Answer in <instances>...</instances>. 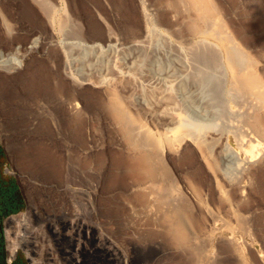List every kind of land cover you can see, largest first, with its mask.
I'll return each instance as SVG.
<instances>
[{"label":"rangeland","instance_id":"rangeland-1","mask_svg":"<svg viewBox=\"0 0 264 264\" xmlns=\"http://www.w3.org/2000/svg\"><path fill=\"white\" fill-rule=\"evenodd\" d=\"M167 1L47 0L46 15L33 0H0V245L4 264H31L39 250L44 264H264V171L255 172L242 191L241 185H210L211 173L187 144L167 159L178 194L168 195L157 188L163 185H157L144 199L143 192L137 193L138 180L127 171L132 155L105 108L104 87L117 90L132 114L155 135L172 126L171 114L200 121L202 102L207 103L205 96L203 100L197 96L201 108L194 104L191 110L187 95L180 90L192 72L193 38L185 31L188 15L183 5L170 9ZM214 1L242 47L252 55H264V0ZM1 17L13 32L3 29ZM81 57H87L86 64ZM18 61L21 66H16ZM70 104L72 109L78 106L77 114ZM168 105L171 114L164 111ZM216 151L215 156H220L221 150ZM5 185L17 187L20 205L16 212L3 206ZM159 195L165 197L161 205ZM165 207L182 208L188 218L196 219L189 223L186 245L173 244L165 231L161 219ZM26 214L27 219L22 218ZM237 214L245 217L244 229H236ZM13 216L17 218L8 222ZM13 246L16 254L10 260Z\"/></svg>","mask_w":264,"mask_h":264},{"label":"bare ground","instance_id":"bare-ground-1","mask_svg":"<svg viewBox=\"0 0 264 264\" xmlns=\"http://www.w3.org/2000/svg\"><path fill=\"white\" fill-rule=\"evenodd\" d=\"M33 1H34V3L36 2L41 6L40 7L41 10L44 13H47L46 15L49 14L50 7H49V2H47V0H33ZM179 4H180V6L183 5V7H184L183 9L186 11V13L188 15L187 18L185 19V20H187V22H186V29L187 30H185V31H187L190 34V36L193 38V43L191 42L192 43L191 46L192 45L193 46L191 47L192 49L190 48L191 49V53H190L191 64L190 65H191V69H192L191 71L192 72L188 71L190 74L184 78L182 83L180 81L181 79H179V81H180L179 84L181 83L179 85V87H181L180 90L182 92H184V94L187 95L186 96L187 97L186 104H189L190 107L194 104H197L198 102L201 104L200 100H203V97L205 96L204 98L207 100V103H206V105H204V102H202L203 103L202 105L204 107H202V110H200L201 111V120L198 121L196 119L194 120L192 118H188L189 115H187L186 118L182 117V116L181 117H178V116L174 117L175 115L172 116V114L169 112V108H168L169 105H168L167 108L165 107L166 110L164 109V111L166 113V111L168 109V112L171 114V116L169 115L170 116L169 118L172 119L171 120L172 126L168 129L164 126L165 127L164 129H166V130L165 131L163 130L164 132L162 131L161 134L155 135V134H153L154 130H152L153 132H151L149 128L147 129V126L144 127L143 124H145V123H142V122L140 123L141 118L139 121L137 116H136L137 114H132V112L130 111L131 108L127 107V105L124 103V101L122 99L123 97L121 98V95L118 94L119 92H116L117 90L116 91L112 90L111 87L109 88V90H106L108 88L104 87V89H105L104 92L106 93V97H107V101H105L106 102L105 108H107L106 110L109 111L108 113H110L111 120H113L114 125L116 127H118L117 129L119 130V133H120L122 139L124 140L125 144L127 145L128 151L131 152L132 157H130V155H128V157L131 158V159H129V163H128V164H130V167L128 166V164H126L127 162L125 164L127 165V168L129 167L128 169H130V170H127L131 173L129 175H132L136 180H138V183L136 182L137 184H135V185H138L137 193H138V190H139V192H143V193H141L143 196V199L145 198L146 194L148 195L147 191L150 192V190L153 189V187H157V185L158 186L163 185V187H161V188L157 187V188L161 189L162 191L165 190L168 195H177L178 194L177 193L178 189L176 187V183H177L176 181L177 180L174 179V177L172 176L173 175L172 172H170V168L167 165L168 164L167 159H169L171 157L173 158V155L178 154L177 152H178L179 148H181V147L183 148V146H186L187 144H190L195 148L194 150L198 152L200 159H202V161L204 162L203 165H205L206 169L211 173L212 184H210V185H221L222 187L224 185L225 186L228 185L230 187L232 185H234L235 188H236V185H241L242 187L239 186V188H240L239 190L242 191L241 188H244L245 187L244 185H246V186L248 185V183L250 182V178L252 179V176H253V174H255V172L257 173V172L264 171V55L262 53H260L259 55H256V54L252 55V53H250V51L248 49H245L244 46L242 47L243 44H240V42H238V40L234 36L236 33L233 34L232 31L229 30L230 28H228V25H227L228 23H226L225 19L223 18L222 14H221V12H223V11L220 12L221 8H220V6H217V3H215L214 0H171V1L168 0L166 5L167 6L169 5L170 9H171V8H175ZM26 5H28V4H26ZM167 6H166V8H167ZM51 12H52V10H51ZM46 17H48V16H46ZM1 18L3 19V21H2L3 27L5 26V28H3V29H6V32L9 33L12 30L11 29L12 26L9 25L3 17H1ZM182 20H183V16H182ZM185 20H184V22H185ZM64 21L68 22L66 20H64ZM153 24H155V23H153ZM237 26H239V25H237ZM229 27H231V26H229ZM60 29H61V27H60ZM233 29H234V27H233ZM71 30H73V29H71ZM74 30H75V28H74ZM6 32L4 34L6 35V37H8L7 36L8 33H6ZM12 32H13V30H12ZM150 32H151V30H150ZM150 32H148V33H150ZM144 33H146L145 30H144ZM69 34H71V32ZM10 36H12V35H10ZM13 37H12V39H13ZM65 37H68V35ZM75 37L76 36H74V38ZM7 39H9V38H7ZM15 40H17V39H15ZM11 45H13V44H11ZM156 46H157V44H156ZM67 48H68V46H67ZM67 48H66V50H67ZM63 49L65 50V48H63ZM84 51H85V49H84ZM67 52H69V51H67ZM78 55L80 56L81 54L79 53ZM139 57H140V55H139ZM143 57H146V56H143ZM188 57L189 56H187V59H188ZM81 58L83 59L84 57H81ZM86 58H85V60H86ZM179 58H181V57L179 56ZM156 59H157V57H156ZM182 60H184V59H182ZM190 61H188V62H190ZM86 62L87 61H85L84 64H86ZM79 63L83 64V62H79ZM15 64H16V66L22 65V63L19 61L16 62ZM135 64H137V63H135ZM183 65H184V63H183ZM0 66H2V65H0ZM92 66L90 68H93ZM156 66H158V65H156ZM173 67H172V70H173ZM155 69H156V67L153 70H155ZM179 70H182V69H179ZM122 71H120L121 74L124 73ZM169 72L166 73V76L169 74ZM173 72L175 73L176 71L173 70ZM176 73L179 74V72H176ZM184 74H186V73H184ZM180 75L183 76V74H180ZM174 77H173V80H175ZM67 78H69V77H67ZM122 78H123V76H122ZM164 78L167 79L169 77H164ZM171 80H169V81L171 82ZM77 82H79V81H76V82L74 81L75 84H77ZM165 82H166V80H165ZM176 82H178V81H176ZM74 83L71 85H74ZM79 84H81V83H79ZM175 84L177 85V83H175ZM170 85L172 86V84H170ZM170 85L168 84V86H170ZM107 87H109V86H107ZM173 87L172 88L169 87L170 88L169 90L171 91L173 89ZM159 88H161V86ZM162 90L163 89H161V91ZM164 90H165V87H164ZM166 90H168L167 87H166ZM164 92L162 91V93H164ZM162 93H161V95H162ZM147 95H149V94H147ZM172 95H174V94H172ZM180 96H182V95H180ZM197 96H199L200 100L197 99L198 98ZM163 97H165V96H163ZM151 100H152V98H151ZM167 100L169 101L170 99H167ZM167 100H166V104H167ZM195 100H197L198 102H196ZM154 102H156V101H154ZM170 102H172V101H170ZM168 104H169V102H168ZM183 104H185V103H183ZM200 104H197V107H199L198 105H200ZM178 105H179V103H178ZM132 106H129V107H132ZM195 106L196 105H194L193 107H195ZM174 107H176V106H174ZM187 107H189V106H187ZM197 107H196V109H198ZM76 108H78L77 105L73 106V109L75 110L74 111L72 109V105H71V110H73L72 112H76V114H77L78 110ZM171 108H170V111H171ZM200 108H201V105H200ZM160 109H162V108H160ZM191 110H192V107H191ZM194 110H193V112H194ZM168 112H167V114H168ZM181 112H183V111L181 110ZM197 112H198V110H197ZM185 113H187V112L185 111ZM76 114H74V115H76ZM164 114H163V116H166ZM195 114H197V113H195ZM70 115H72V114H70ZM145 115H146V113H145ZM148 115H150V114H148ZM138 117H139V115H138ZM160 118H161V116H160ZM164 118H166V117H164ZM150 120H151V117H150ZM168 120H166V121L164 120L165 123ZM151 121H153V120H151ZM167 123H170V121ZM155 127H156V125H155ZM158 127H159V125H158ZM160 132L161 131H159V133ZM217 149H218V151L221 150L220 154H218L220 156H215V152L217 154V151H216ZM185 150H186V148H185ZM178 159H179V157H178ZM182 160H183V158H182ZM178 161L180 162V159ZM179 162H178V164H179ZM129 175H127V176H129ZM133 177L130 178V176H129V179H133ZM187 177H188V174H187ZM256 178L257 177H255V179ZM147 182H149L148 186L151 185L150 187L144 186V185H147ZM188 182H187V185L190 187L191 186L190 182L189 183ZM219 187L217 186V188H219ZM191 189H193V190L195 189L194 192L195 193L197 192V194H198V189H197V191H196L195 187L194 188L191 187ZM193 190H192V192H193ZM153 191H154V189H153ZM243 192L245 193V191H243ZM152 193L154 194L155 192H152ZM161 193L164 194L163 192H160L159 194H161ZM147 195H146V197H147ZM142 196L140 195V197H138V198L140 199ZM159 197H160V195H159ZM221 197L225 198V196H221ZM136 198H137V196H136ZM153 198H154V196H153ZM161 198H162V196L160 197V199ZM164 198H162V199L165 200ZM167 198H168V196H167ZM167 198H166V201L168 200ZM222 198H221V200H222ZM162 199H161V202H160L159 198L157 199L160 202L159 203L160 205L163 202ZM174 199H176V198H174ZM244 199L242 198V201ZM140 200H142V199H140ZM169 200H170V198H169ZM176 201H177V199H176ZM167 202H169V201H167ZM225 202L227 203L226 200H225ZM244 203H245V200H244ZM144 204H145V201H144L143 205ZM238 205H237V207H238ZM240 205H241V203H240ZM154 206H156V205H154ZM165 206H167V204ZM167 207H165L164 208L165 210H163V211L160 210L162 222H164V224H165L164 229H166L165 231L168 233L169 237L172 239L171 241H173V244H176L177 246H182V245L184 246L188 243L189 236H190L189 230H191V227H188L189 223H190L191 219H195V218L194 217H192L191 219L188 218L189 216L188 217L186 216V214H185L186 212L184 213V210H182V208H180V209L179 208H176V209L168 208V209H166ZM83 208H85V206ZM158 208H160V207H158ZM152 210L154 211V208H152L151 211ZM232 211H233V209H232ZM153 215H155V214H153ZM187 215H189V214L187 213ZM23 217L26 218L27 214H26V216L22 215V218ZM235 217H236L235 219L237 221V223H236L237 228L236 227H234V228L241 229L244 226H246L245 222H244V220H245L244 216H241V214H237ZM243 217H244V219H243ZM14 218H17V217L13 216V217L9 218L8 222L13 220ZM26 219H25V221L27 222ZM193 224H196V223L195 222L192 223L191 226H193ZM229 224L230 223H228V225ZM197 225H198V223H197ZM200 225H202V224H200ZM194 227H195V225H194ZM7 228H9V227H7ZM196 229H197V231H199L198 228H196ZM203 229H201V230L203 231ZM236 229H234V230H236ZM32 230L33 229H31V231ZM192 231H193V227H192ZM29 232H27V233L30 235H33ZM13 233H15V232H13ZM36 234H38V233L36 232ZM165 235H166V233H165ZM251 236L252 235H250V238H251ZM16 237H18V236H16ZM23 237H25V236H23ZM32 238H34V237H32ZM37 238H38V235H37ZM27 240H29V239H27ZM169 241H170V239H169ZM27 242H30V241H27ZM32 242H34V241H32ZM20 243H21V240H20ZM34 244L35 243H33V245ZM14 245H15V242H14ZM35 248H36V246L34 245V249ZM29 252H31V251L27 250L26 254H28L30 256ZM15 254H16V250H15V247L13 246V248L11 250L10 260L15 256ZM34 256H36V257H32V259L30 260L31 264H44L41 250H39L37 253H35ZM246 264H249V263H246Z\"/></svg>","mask_w":264,"mask_h":264},{"label":"crops","instance_id":"crops-1","mask_svg":"<svg viewBox=\"0 0 264 264\" xmlns=\"http://www.w3.org/2000/svg\"><path fill=\"white\" fill-rule=\"evenodd\" d=\"M6 187H4L2 190H1V194L2 196H7V197H10V196H14L12 197V199L10 200V204H12L13 206L17 207L20 205V198L18 197L17 195V187L16 185H5ZM3 256V251L1 250L0 248V256ZM3 264H4V257H3Z\"/></svg>","mask_w":264,"mask_h":264},{"label":"trees","instance_id":"trees-1","mask_svg":"<svg viewBox=\"0 0 264 264\" xmlns=\"http://www.w3.org/2000/svg\"><path fill=\"white\" fill-rule=\"evenodd\" d=\"M1 196H2V194H1ZM2 197H3V202H4L3 206L8 208V212L13 213V212H16L18 210L19 206L15 207L12 204H10V200L12 199V197H14L13 195L10 197H7V196H2ZM1 246L2 245H0V248L2 250ZM0 264H3V256L2 255L0 256Z\"/></svg>","mask_w":264,"mask_h":264}]
</instances>
